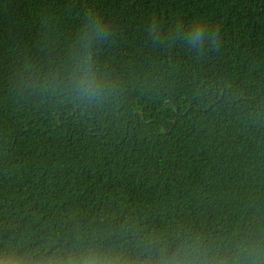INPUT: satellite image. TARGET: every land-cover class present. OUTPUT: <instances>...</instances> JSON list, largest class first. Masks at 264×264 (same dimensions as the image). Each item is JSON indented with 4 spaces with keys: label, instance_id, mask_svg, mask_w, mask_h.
<instances>
[{
    "label": "trees",
    "instance_id": "trees-1",
    "mask_svg": "<svg viewBox=\"0 0 264 264\" xmlns=\"http://www.w3.org/2000/svg\"><path fill=\"white\" fill-rule=\"evenodd\" d=\"M118 257L264 264V0H0V264Z\"/></svg>",
    "mask_w": 264,
    "mask_h": 264
},
{
    "label": "clouds",
    "instance_id": "clouds-1",
    "mask_svg": "<svg viewBox=\"0 0 264 264\" xmlns=\"http://www.w3.org/2000/svg\"><path fill=\"white\" fill-rule=\"evenodd\" d=\"M106 259H108V258L106 257ZM89 264H98V261L92 260L89 262ZM109 264H120V258L118 257L115 260L109 259ZM144 264H150V261H146V262H144Z\"/></svg>",
    "mask_w": 264,
    "mask_h": 264
}]
</instances>
